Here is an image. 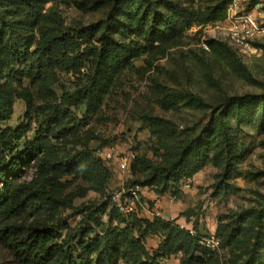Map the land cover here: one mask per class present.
<instances>
[{"label":"rangeland","instance_id":"1","mask_svg":"<svg viewBox=\"0 0 264 264\" xmlns=\"http://www.w3.org/2000/svg\"><path fill=\"white\" fill-rule=\"evenodd\" d=\"M154 1L159 13L168 15L172 22L174 30L169 32V36L180 35L179 38L168 44L157 41L150 48L145 33L134 30L135 27L116 30L115 36L119 42L136 46L138 52L129 57L125 68L111 69L109 79L91 100V107L85 103L79 108L61 106L65 91L73 93L85 83V74L90 71L88 67V70L77 67L63 71L58 66L55 83L51 87L54 94H46L44 76L34 78L22 67L10 73H1L0 86L4 85L5 89L0 88V95L5 96L8 92L9 98L6 99L11 102L8 103L11 114L8 120L0 123V132H12L24 127L25 136L17 142L22 146L34 140L44 122L48 128H44L43 132L52 138L53 158L56 160H64L81 151L113 147L118 157L132 151L139 156V162L144 163L158 158L164 143H184L201 135L209 129L212 120L223 116L221 113H225L227 106L234 108L236 100L245 98L249 107L242 113V119L227 118L233 136L235 159L226 189L221 191L218 188L222 175V168L215 162L219 139H211L210 147L209 143L206 146L210 159L190 178L191 188L180 184L179 190L173 189L162 198L177 210L176 216L190 222L203 235L213 227L212 232L216 233L221 219L223 223L233 221L234 227L241 229L240 246L248 250L260 227V235H264V220L256 219L257 212L264 211V38L255 42L257 45H253V49L242 51L230 44L223 31L226 22L198 23L199 13L213 6L228 9L231 0ZM257 1L264 3V0ZM135 3L140 4L138 0L124 3L118 9L115 21L128 25ZM254 3V0H242L245 10ZM52 7L57 20L63 23L67 32H71L108 18L111 4L103 0H47L45 11ZM175 13L183 16L178 23ZM188 22L192 23L189 27ZM209 40L223 42L226 46L216 53L210 49L203 50L201 43ZM92 45L99 46V43L88 38L85 42L83 40L79 52ZM173 94L192 95L202 99L205 105H173L169 100ZM55 108L59 109V115L48 120L46 117ZM233 108L231 113L234 115ZM52 130L62 135H53ZM105 167L109 178L103 190L92 188L93 177L80 170L71 175L51 173L42 182V187L53 191L59 200L56 220H68L74 229L81 219L80 215L73 216L76 209L87 207L96 210V206H103L105 210L97 214L102 223L111 227L124 226L119 224L112 208L106 203L112 193L141 177V168L138 167L139 172L133 175L121 172L116 162H105ZM34 172L33 166H28L21 175L22 180L29 181ZM148 194L155 192L146 188L141 193L143 206L139 208L138 216L143 219H146L145 211L153 216L154 200L144 196ZM164 211L165 208L162 211L164 215L175 218ZM41 217L46 218L45 214ZM240 217L244 221L235 222ZM96 231L100 232V229ZM59 233L63 239L68 231L61 230ZM149 243L156 245L146 240V245ZM203 253L201 257H204ZM262 253L264 255V251ZM208 255L213 260L205 264H233L238 253L231 256L228 249L220 248ZM180 259V256H173L165 264H180ZM241 259L237 264L241 263ZM0 264H18L2 245ZM117 264L126 263L118 260Z\"/></svg>","mask_w":264,"mask_h":264},{"label":"trees","instance_id":"2","mask_svg":"<svg viewBox=\"0 0 264 264\" xmlns=\"http://www.w3.org/2000/svg\"><path fill=\"white\" fill-rule=\"evenodd\" d=\"M103 1L111 4L108 18L67 32L68 29L57 20L53 7L45 11L47 0H0V74L22 67L34 78L44 76L46 94H54L51 87L55 83L58 66L63 71L88 67L90 71L85 74V83L73 93L65 91L61 106L79 108L85 103L91 107V100L109 79L111 69L125 68L129 57L138 52L136 46L120 43L115 36L116 30L135 27L134 30L145 33L150 48L157 41L168 44L180 37L174 34L169 36V32L174 30L172 22L168 15L159 13L154 0H138L140 4L133 5L128 25L125 22L117 23L115 17L118 9L130 0ZM176 15L175 21L178 23L183 16ZM226 18L227 8L213 6L199 13L198 23L207 25L223 22ZM191 24L188 22L187 26ZM87 38L98 42L99 46L85 47L79 52L81 42ZM206 43L213 53L226 46L216 40ZM2 87L5 89L4 85ZM7 97L8 92L5 96L0 95V123L8 120L11 114V105L8 104L11 102ZM169 100L173 105H205L202 99L187 94H173ZM235 103L237 105L234 108L232 105L226 107L225 113H221L222 117L212 120L209 129L201 135L184 143H164L160 156L153 161L140 163L137 155L132 174L136 175L139 167L142 176L129 181L127 185L138 184L150 188L162 197L173 189L179 190V185L183 187L210 159L206 149L208 143L209 147L211 145L210 140L219 139L215 162L222 168L221 185L218 188L224 191L235 159L233 136L227 118L241 120L242 113L249 107L245 98ZM232 108L234 115L231 113ZM262 108L264 118V105ZM59 113V109L55 108L46 118L55 119ZM43 123L34 140L22 145V149L17 142L25 136L24 127L12 132H0V245L11 252L18 264H117L118 260H124L126 264H165L173 256H180V264H205L213 260L208 253L215 251L202 249L198 237L191 236L187 229L175 223L157 217L149 220L140 218L138 214L127 217L119 214L111 206L112 194L106 204L112 208L123 227H111L100 221L97 214L105 210L103 206H96V210L87 207L76 209L73 216L80 215L81 219L74 229L68 220H56L59 200L53 191L42 187V182L51 173L71 175L77 170L83 171L93 177L92 188L95 190H103L109 176L105 161L96 154L101 149L77 152L64 160L53 158L54 144L52 138L44 134L43 129L46 130L48 126ZM52 134L62 135L56 130H52ZM31 165L35 172L29 181H23L21 175ZM42 214L46 218L41 217ZM256 219L264 220V211L257 212ZM242 221L244 218L240 217L235 222ZM232 222L220 221L216 231L221 240L220 248L228 249L231 256L238 253L233 264L240 262V258H243L240 264H264V235L261 234V238V227L251 248L247 250L240 246L241 229L234 227ZM98 228L100 232L96 231ZM193 228L198 236L206 235ZM136 229L138 232L135 233ZM61 230L68 231L63 239L59 233ZM152 236L160 239L154 251H150L146 245V240ZM202 252L204 257H201Z\"/></svg>","mask_w":264,"mask_h":264},{"label":"built area","instance_id":"3","mask_svg":"<svg viewBox=\"0 0 264 264\" xmlns=\"http://www.w3.org/2000/svg\"><path fill=\"white\" fill-rule=\"evenodd\" d=\"M226 26L223 28L230 44L242 51L253 49V44L264 38V3L258 1L249 7L247 10L243 8L242 0H231L228 3L227 18L224 21ZM203 50L209 51V46L206 42L201 43ZM99 156L105 162H116L118 169L121 172L128 174L132 173L137 158V153L129 152L121 157H118L115 148H103L97 151ZM191 180L185 182V188H191ZM146 189L142 186L124 185L110 197L112 208L119 214L127 217L138 214V210L143 206L142 191ZM162 199L156 197L153 205V215L163 221L175 223L182 229H186L184 225L178 224L177 219L169 217L162 213L160 205ZM191 236L198 237L200 247L206 251H218L221 247V240L215 232H209L204 236H198L194 228L187 229Z\"/></svg>","mask_w":264,"mask_h":264},{"label":"crops","instance_id":"4","mask_svg":"<svg viewBox=\"0 0 264 264\" xmlns=\"http://www.w3.org/2000/svg\"><path fill=\"white\" fill-rule=\"evenodd\" d=\"M144 196H148L151 200H155L156 199V197H158V195H156V194H153V195H144ZM154 196V197H153ZM161 197V199H162V202H161V205H160V208L162 209V211L164 210V208H165V213H170V214H172V215H174L175 216V218L177 219V223L178 224H181V225H184L185 226V228L186 229H190V228H193V226H191V223L189 222H186V220L185 219H183V218H181V216L179 217L178 215L176 216V214H177V210L175 211V209H174V207H172V206H169L165 201H164V198H162V196H160ZM142 201H143V199H142ZM142 204H143V202H142ZM152 212H153V208H152ZM143 214H146V216L144 215V218H146V219H149V220H152L153 219V217H154V215L152 216V214L150 213H147L146 211H145V213H143ZM149 214V215H148ZM212 230L214 231V227H213V229H210V232H212ZM154 238L153 239H151L150 237L147 239L148 241H153V242H155V244L156 245H151L150 243L147 245V248L150 250V251H154V250H156L157 249V247H158V244L160 243V239H159V237L158 236H153ZM156 240H159V241H157L156 242Z\"/></svg>","mask_w":264,"mask_h":264}]
</instances>
